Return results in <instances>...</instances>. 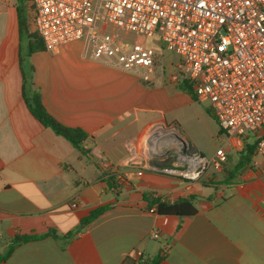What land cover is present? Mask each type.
Returning <instances> with one entry per match:
<instances>
[{"label":"crops","instance_id":"0c3cea01","mask_svg":"<svg viewBox=\"0 0 264 264\" xmlns=\"http://www.w3.org/2000/svg\"><path fill=\"white\" fill-rule=\"evenodd\" d=\"M28 13L30 0H0V257L15 237L36 238L0 264H264V158L237 169L254 135L242 149L220 136L228 161L196 182L161 172L183 142L203 154L178 126L197 101L170 77L179 57L146 83L85 57L82 41L46 50ZM33 92L59 123L87 134L84 152L33 115ZM160 129L170 141H157ZM190 197L194 216L156 212L157 201Z\"/></svg>","mask_w":264,"mask_h":264},{"label":"built area","instance_id":"2783aa9c","mask_svg":"<svg viewBox=\"0 0 264 264\" xmlns=\"http://www.w3.org/2000/svg\"><path fill=\"white\" fill-rule=\"evenodd\" d=\"M33 23L46 50L56 51L82 41L83 54L106 66L155 80L157 38L179 60L170 77L191 87L208 102L228 145L242 149L249 135L255 155L264 158V0H30ZM224 147L212 156L188 143L176 152L174 164L161 169L193 183L209 169L223 170ZM258 164V163H257ZM106 176L114 173L101 162ZM158 238V233L153 234Z\"/></svg>","mask_w":264,"mask_h":264},{"label":"trees","instance_id":"16d2710c","mask_svg":"<svg viewBox=\"0 0 264 264\" xmlns=\"http://www.w3.org/2000/svg\"><path fill=\"white\" fill-rule=\"evenodd\" d=\"M26 83V82H25ZM186 89L194 96L191 87H186ZM27 104L29 106V109L33 113V115L46 127L51 128L56 134L61 135L65 137L67 140H69L76 148L83 150L82 144L87 139V134L79 128H69L61 123H59L55 118H53L45 109L41 96L38 92H33L31 99L27 100ZM210 113V112H209ZM211 114V113H210ZM255 145L256 142L247 145V151L244 156L241 157L240 161L237 164V169H240L244 165L250 164L252 156L255 154ZM171 167V165L165 166V168ZM111 182L114 183L112 179H110ZM114 185V184H113ZM107 208H99L91 212V214L82 220L80 226L76 229L75 232L80 231L85 226H87L89 223H91L93 220H95L98 216H100ZM156 212L159 215L162 216H179V217H191L194 216L197 213V209L195 208L193 204L192 197L181 199L174 203H168L165 201H157L156 202ZM73 236V233H70L67 238H70ZM36 238L35 236L31 235H23V236H17L13 239L12 245L9 249V251L2 257H0V261H4L8 258L10 253L12 252V249L15 245L21 242H26L30 239ZM161 259V257H158L157 260H154V264H157L158 261Z\"/></svg>","mask_w":264,"mask_h":264},{"label":"rangeland","instance_id":"374dc122","mask_svg":"<svg viewBox=\"0 0 264 264\" xmlns=\"http://www.w3.org/2000/svg\"><path fill=\"white\" fill-rule=\"evenodd\" d=\"M28 17L31 23L33 18L32 14L28 13ZM147 44L158 47V50H160V55H162V57H160V65H166L169 61L176 58V55L167 51L163 43L158 42L157 38L148 39ZM208 107V102H200L197 100L193 108L180 117V124L178 126L181 133L189 139L193 147H196L203 154L210 157L219 147L223 146V142L219 137H223L224 133H222L217 124H215L214 118L208 114ZM160 131L162 137L157 139L158 142H168L171 140L170 132L166 133V135L163 129H160ZM155 133L156 132H153L152 135H155ZM152 135L149 133L150 138Z\"/></svg>","mask_w":264,"mask_h":264},{"label":"water","instance_id":"95a60500","mask_svg":"<svg viewBox=\"0 0 264 264\" xmlns=\"http://www.w3.org/2000/svg\"><path fill=\"white\" fill-rule=\"evenodd\" d=\"M181 145L184 146V142Z\"/></svg>","mask_w":264,"mask_h":264}]
</instances>
